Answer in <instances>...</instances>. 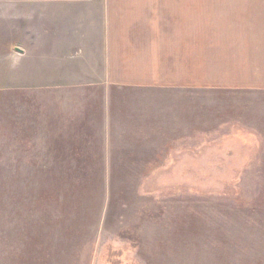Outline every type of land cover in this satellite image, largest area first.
<instances>
[{"label":"rangeland","instance_id":"rangeland-1","mask_svg":"<svg viewBox=\"0 0 264 264\" xmlns=\"http://www.w3.org/2000/svg\"><path fill=\"white\" fill-rule=\"evenodd\" d=\"M29 13L0 0V264H264V90L150 107L39 56ZM158 109L180 115L140 145Z\"/></svg>","mask_w":264,"mask_h":264},{"label":"crops","instance_id":"crops-1","mask_svg":"<svg viewBox=\"0 0 264 264\" xmlns=\"http://www.w3.org/2000/svg\"><path fill=\"white\" fill-rule=\"evenodd\" d=\"M3 2L28 8L29 17L33 13L27 35L30 42H43L44 48L34 45L39 56L43 49L46 59L54 58L71 47L92 59L94 74L104 76L102 88L134 92L150 107L179 109L183 101L190 108L200 90H264V0H236L240 8L231 0ZM196 62L202 83L196 80ZM177 115L158 109L133 125L134 137L141 135L140 145L153 144L150 138H159L163 121Z\"/></svg>","mask_w":264,"mask_h":264}]
</instances>
